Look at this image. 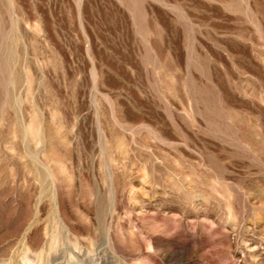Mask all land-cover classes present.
Returning <instances> with one entry per match:
<instances>
[{
  "label": "rangeland",
  "instance_id": "rangeland-1",
  "mask_svg": "<svg viewBox=\"0 0 264 264\" xmlns=\"http://www.w3.org/2000/svg\"><path fill=\"white\" fill-rule=\"evenodd\" d=\"M0 264H264V0H0Z\"/></svg>",
  "mask_w": 264,
  "mask_h": 264
}]
</instances>
